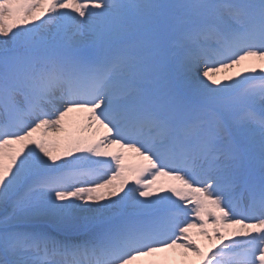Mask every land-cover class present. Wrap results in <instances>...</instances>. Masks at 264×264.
I'll return each mask as SVG.
<instances>
[{
	"label": "snow or ice",
	"instance_id": "1",
	"mask_svg": "<svg viewBox=\"0 0 264 264\" xmlns=\"http://www.w3.org/2000/svg\"><path fill=\"white\" fill-rule=\"evenodd\" d=\"M0 204V264H264V0H0Z\"/></svg>",
	"mask_w": 264,
	"mask_h": 264
},
{
	"label": "rangeland",
	"instance_id": "2",
	"mask_svg": "<svg viewBox=\"0 0 264 264\" xmlns=\"http://www.w3.org/2000/svg\"><path fill=\"white\" fill-rule=\"evenodd\" d=\"M245 63H249V61L245 62ZM251 63H253V61H251ZM239 70L238 68H233V69H222L220 71L221 75L226 77V76H229V75H232V73L234 71H237ZM66 123L67 125L72 128V129H75L79 126V122H78V115L77 114H74L72 115V117L70 119H66ZM87 134V133H86ZM64 133H61L59 135H50V138L53 139V140H61L63 141V137H64ZM127 155V154H126ZM125 163L128 164L129 166H134V163L132 162V159L129 157L128 159H125ZM137 163H139L137 161ZM136 163V164H137ZM167 183V178L166 177H161L157 180V184H160V183ZM8 209H6V207L2 204H0V217H3L5 215V212L7 211ZM165 254V253H164ZM148 259H151V258H145V261L144 263L146 264V261Z\"/></svg>",
	"mask_w": 264,
	"mask_h": 264
},
{
	"label": "bare ground",
	"instance_id": "3",
	"mask_svg": "<svg viewBox=\"0 0 264 264\" xmlns=\"http://www.w3.org/2000/svg\"><path fill=\"white\" fill-rule=\"evenodd\" d=\"M249 63H251V61H249ZM237 71H239V70H237ZM237 71H234L232 73V75H229V76H234ZM216 78L220 79V80H224L225 77L222 76L221 73L219 72V73H216ZM74 114L78 115V122L80 124L81 123V114H79V113H70L69 116L66 117V119H70L72 117V115H74ZM112 150L115 151L116 149H112ZM126 154H127L126 155V159H128L129 157L131 158L130 154H128V153H126ZM131 159H132V162L134 163V166H135L136 163H137V159H135V158H131ZM205 227L208 229V231H211V222H209V224L206 225ZM191 231H192L194 239H196L197 242L201 243L202 245L206 243L205 238L203 236H200V235L197 234L198 233L197 229H192ZM159 255H161V256L167 255V256L172 257V258H174L176 260H179L181 258L179 250H171L169 253H165V254L162 253V254H159Z\"/></svg>",
	"mask_w": 264,
	"mask_h": 264
}]
</instances>
